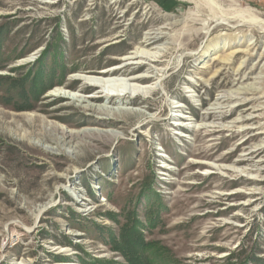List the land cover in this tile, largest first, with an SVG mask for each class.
Instances as JSON below:
<instances>
[{
	"label": "rangeland",
	"instance_id": "obj_1",
	"mask_svg": "<svg viewBox=\"0 0 264 264\" xmlns=\"http://www.w3.org/2000/svg\"><path fill=\"white\" fill-rule=\"evenodd\" d=\"M217 1L264 18V0ZM202 13L194 0H0V264H264V31ZM159 29L166 61L135 71L157 74L143 115L114 118L120 137L77 157L46 151L51 125L106 117L53 90L100 94L84 77L156 55L140 42Z\"/></svg>",
	"mask_w": 264,
	"mask_h": 264
},
{
	"label": "bare ground",
	"instance_id": "obj_2",
	"mask_svg": "<svg viewBox=\"0 0 264 264\" xmlns=\"http://www.w3.org/2000/svg\"><path fill=\"white\" fill-rule=\"evenodd\" d=\"M194 1L199 8L205 10V13L202 14L208 16L210 20L217 21H215L216 26L213 29L217 30L220 26H227L231 32H234L237 30H244L248 28L250 32L254 35L257 34L256 31L258 32V30L264 31V18L260 17L251 8H245L238 5L226 6L218 2L217 0ZM221 7H227L229 9L226 8L227 10H221ZM200 20L201 17H199L198 15L191 18L190 21L196 24ZM176 26L177 25L174 23L171 27L175 28ZM194 33L198 35L199 31H194ZM165 37V33L162 31V29H159L157 31H149L146 33V37L141 40L140 44L146 48H150V50L154 52L153 50H155V47H153V45L161 41ZM174 39H177V36H175ZM166 53L167 52H165V54H157V52L155 51L153 54L156 55H151L149 53L135 51L132 53L133 56L126 55V59H134V61H131L129 63L136 64L135 66H130L129 69L126 68L124 70V72L129 70L131 72V74L129 73L130 75H127L124 72V75H116L114 72L118 71L117 68H119L118 66H116L111 69L108 68L101 70L100 75H88L84 77V79L86 80L85 83L96 86L101 89L100 94L98 95H85L82 93V91H73L72 93H66V91H64L65 89L62 87L54 89L52 95H62L70 101L75 100L80 104L84 103L86 105L83 107L84 109L94 111L100 115H106V117L97 120L94 119L93 121L91 119H86L82 121V123L92 121L96 125H99V127H82V129H78L75 131L64 129L61 130L57 125H51L50 131L42 132L40 138L43 141H50L54 145L52 144V146H46L43 148L51 153L57 152L62 153L64 155L73 154L75 157H77L81 155L84 150L88 149L91 146L90 141H106L111 138L120 137V133L115 131V129L117 128L116 126L120 123L114 120V118L118 119L119 117L123 118L127 116H142L143 111L138 109V104L142 103V101L137 98L142 94L153 93L156 91L155 88H152L151 86L147 85L148 83H145L147 82L146 80L152 81L156 79L157 74L154 73L153 70H149L148 73L150 74L147 75L139 74L135 71L143 69L145 67L147 68L150 63H153L155 65H160L164 63V61L166 60H162V58L167 56ZM249 55L251 57V54ZM123 67L125 68L126 66ZM256 68L250 67L249 73L251 74V72L255 71ZM149 69H151V67ZM119 76H126V81H128V83H113V78ZM243 89L245 91H249V89L247 88ZM111 90H116V92H111ZM132 94L134 95L133 97ZM66 105H70V103ZM146 108L151 109V105L148 104ZM50 115L59 120L62 119L61 117L56 116L55 114ZM167 119L169 118H166V120ZM34 120L39 119L35 117L33 118V121ZM59 129L60 133L63 134L61 138L57 137V135L52 133L55 131H59ZM67 139L69 140L67 141ZM72 140L75 141L74 145H70ZM68 144L69 146L65 148V145ZM258 152H260V150ZM45 207L46 206H39L35 210V219H37V217L45 209Z\"/></svg>",
	"mask_w": 264,
	"mask_h": 264
},
{
	"label": "trees",
	"instance_id": "obj_3",
	"mask_svg": "<svg viewBox=\"0 0 264 264\" xmlns=\"http://www.w3.org/2000/svg\"><path fill=\"white\" fill-rule=\"evenodd\" d=\"M23 105H25V104H23ZM17 109H21V110H22V108H21V107H18Z\"/></svg>",
	"mask_w": 264,
	"mask_h": 264
}]
</instances>
